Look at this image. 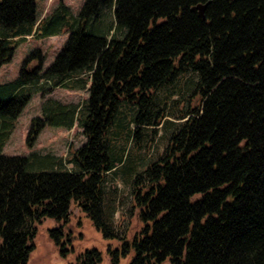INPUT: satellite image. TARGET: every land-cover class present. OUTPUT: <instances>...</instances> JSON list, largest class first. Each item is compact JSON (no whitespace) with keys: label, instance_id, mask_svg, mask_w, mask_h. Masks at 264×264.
I'll return each mask as SVG.
<instances>
[{"label":"trees","instance_id":"trees-1","mask_svg":"<svg viewBox=\"0 0 264 264\" xmlns=\"http://www.w3.org/2000/svg\"><path fill=\"white\" fill-rule=\"evenodd\" d=\"M111 8L114 23L105 24ZM67 11L61 1L38 18L35 0H0V66L12 59L13 41L40 25L46 34L69 31L50 65L37 48L13 81L0 84L14 86L0 99V129L19 116L42 77L89 91L80 105L45 102L27 135L32 146L45 125L77 121L87 140L68 158L76 171L60 168L62 158L52 168L41 164L50 153L0 150V264H26L37 220L66 218L72 200L117 237L105 216L106 173L128 167L124 138L140 147L141 127L161 123L172 103L181 120L164 153L134 176L140 226L120 236L113 264L130 250L129 264H264V0H85L77 15ZM80 73L89 86L73 80ZM188 73L196 75L193 89L173 98L168 89ZM79 257L102 259L97 248Z\"/></svg>","mask_w":264,"mask_h":264},{"label":"rangeland","instance_id":"rangeland-1","mask_svg":"<svg viewBox=\"0 0 264 264\" xmlns=\"http://www.w3.org/2000/svg\"><path fill=\"white\" fill-rule=\"evenodd\" d=\"M36 14L46 9V13L52 12L55 7L63 1L69 7L66 13L77 15L85 0H35ZM43 15V16H44ZM42 16V17H43ZM104 23H114L113 8L105 13ZM68 18V17H67ZM47 24H42L38 29H34L31 34L16 38L13 41L15 45L14 54L11 60L0 66V84L13 81L19 74L24 59L35 49H40L45 55L44 67L50 65L65 45L69 31L60 30L54 34H46ZM112 32V31H111ZM118 36L122 32L117 33ZM38 57H35L29 64V67L36 65ZM77 79L89 80L88 74L80 73ZM196 81L195 73H188L180 76L175 84L168 91L172 92L173 98H184L194 86ZM44 82L46 87L51 89L44 91L39 87ZM79 83L80 81H70ZM90 85V80L87 86ZM33 95L30 101L21 111L19 116L13 119L12 124L1 128L5 137L0 143V150L5 154H32L39 156L50 153L47 159L40 157L41 164L52 168L56 166L59 158H62L60 168L74 170L77 168L68 160L71 153L80 147L87 140L83 134L82 127L77 121L73 127L65 128L47 124L38 134L34 145L27 144V135L31 127L32 118L42 116V105L50 99L61 102H73L78 105L83 103L88 97V88H67L63 85H53L52 80L47 81L42 77L39 83L31 84ZM27 86L28 89H30ZM26 88V89H27ZM165 90L158 92L157 102L163 103ZM14 93L12 84L0 88V99H5ZM158 105L159 107H161ZM176 105L171 104L167 109V115L161 123L145 124L141 127L142 135L140 137L141 146L136 147L131 137L124 138L123 145L125 152L129 155L128 167L119 164L117 168L106 173L104 182L103 203L105 209L106 221L112 226L115 236L106 235L103 229L98 228L92 217L78 202L72 200L69 213L66 218H55L46 216L41 221L37 220L35 236L33 237L34 247L30 252L26 264H68L77 263L86 264L83 258L79 256L87 249L97 248L101 252L102 259L97 264H113L112 250L119 248L121 250L122 239L120 236L127 235L131 237L135 230L140 226L136 216V206L133 196L134 176L142 171L146 165L158 158L165 151L169 143L171 132L176 128L181 119L175 117ZM60 231L52 232V229L59 228ZM70 239V240H69ZM133 251L123 255L120 253V259L117 264H129Z\"/></svg>","mask_w":264,"mask_h":264},{"label":"water","instance_id":"water-1","mask_svg":"<svg viewBox=\"0 0 264 264\" xmlns=\"http://www.w3.org/2000/svg\"><path fill=\"white\" fill-rule=\"evenodd\" d=\"M204 9H205V4H200L199 5V13L201 16H204Z\"/></svg>","mask_w":264,"mask_h":264},{"label":"crops","instance_id":"crops-1","mask_svg":"<svg viewBox=\"0 0 264 264\" xmlns=\"http://www.w3.org/2000/svg\"><path fill=\"white\" fill-rule=\"evenodd\" d=\"M45 11H46V9H44V10L39 14V16L36 14L37 17H38V18H41V17L44 15Z\"/></svg>","mask_w":264,"mask_h":264}]
</instances>
